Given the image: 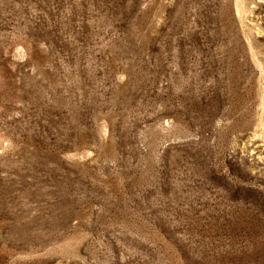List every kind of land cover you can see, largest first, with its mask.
Instances as JSON below:
<instances>
[{
    "label": "rangeland",
    "instance_id": "1",
    "mask_svg": "<svg viewBox=\"0 0 264 264\" xmlns=\"http://www.w3.org/2000/svg\"><path fill=\"white\" fill-rule=\"evenodd\" d=\"M0 264H264V0H0Z\"/></svg>",
    "mask_w": 264,
    "mask_h": 264
}]
</instances>
